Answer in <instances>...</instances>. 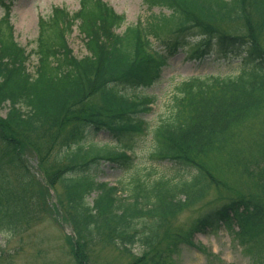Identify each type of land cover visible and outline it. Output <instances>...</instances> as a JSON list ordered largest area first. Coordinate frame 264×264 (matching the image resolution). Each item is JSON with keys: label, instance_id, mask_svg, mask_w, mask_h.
<instances>
[{"label": "trees", "instance_id": "trees-1", "mask_svg": "<svg viewBox=\"0 0 264 264\" xmlns=\"http://www.w3.org/2000/svg\"><path fill=\"white\" fill-rule=\"evenodd\" d=\"M80 3L71 18L61 8L41 18L36 48L29 52L16 41L9 12L0 22V111L8 108L0 116V222L16 233L37 219L39 205L44 207L24 153L28 146L39 154L45 148L44 162L57 148L54 168L49 173L43 168V175L50 186L61 184L58 203L76 235L88 238L78 234L76 264H85L80 252L86 241L113 246L126 258L124 264H172L183 246L196 247L197 233L220 224L237 225L244 250L252 255L248 264H262L264 0H145L150 10L159 7L169 14H154L142 30L132 25L123 32L118 30L125 16L107 2ZM74 20L80 22L88 52L81 58L66 38L64 22L70 29ZM234 22H247L251 31L217 26H236ZM163 30H170L165 37ZM151 35L163 51L154 48ZM195 35L203 40L187 53L190 59L213 48L247 66L235 77L182 82L172 94L170 113L151 129L153 156L186 168L189 178L146 180L136 174L129 192L97 182L103 162L132 164L121 149H132L134 137L148 128L140 114L151 110L153 97L124 90L151 88L168 60ZM33 55L38 62L31 72ZM101 130L111 136L110 142H82L86 132ZM214 189L233 195L210 206L189 227L171 226L185 208L203 202ZM93 192L97 194L89 204ZM169 224L172 229L163 235Z\"/></svg>", "mask_w": 264, "mask_h": 264}, {"label": "rangeland", "instance_id": "rangeland-1", "mask_svg": "<svg viewBox=\"0 0 264 264\" xmlns=\"http://www.w3.org/2000/svg\"><path fill=\"white\" fill-rule=\"evenodd\" d=\"M104 1L110 4L117 13L125 16L126 21L119 32H123L128 26L136 24L142 30V27L147 26V22L154 14L160 12L169 14L167 10L159 7L150 10L145 0ZM80 6V0H0V22L9 12V20L13 26L16 40L28 51H31L36 48L35 42L39 36L41 18L52 16L56 8L64 9L71 18L79 11ZM72 23L70 29H67L64 22L66 30H69L67 39L73 49V54L81 58L87 55L88 52L80 32V22L74 20ZM227 23L217 24V26L225 28L229 32L245 33L251 31V27L248 26L247 22L243 24L234 22L236 26ZM167 28L169 27L167 26ZM169 31L163 30L162 37H165ZM149 38L154 48L163 51V45L153 35ZM202 40L201 36L190 37L185 48L169 59L167 65L163 67L160 79L151 88L144 91L124 90L126 93H143V96L155 99L154 102L149 104L152 110L140 114L141 119L148 124V130L146 134L134 137L131 149L132 164L129 167H124L111 164V162H103L101 171L95 177L97 182H108L110 185L117 183L122 185L123 190L129 192L128 184L136 174L146 180H148V177H150L149 180H152L160 176L189 178L190 172L186 168H184L185 170L179 169L171 162L153 156L155 143L152 139L151 129L158 123L159 118H166L170 113L169 104H172V94L182 82L189 80L191 77H235L247 66V63L241 58L225 56L213 48L206 56L201 58L190 59L187 57V53L191 52L192 47L195 49L196 45ZM37 62V57L33 55L28 63L29 71H35ZM7 111L6 106L0 111V116L5 117ZM53 128L51 127V131H53ZM59 135H63V132ZM85 135L82 142L86 144L96 142L103 145L111 141V136L105 130L86 132ZM27 148L29 150L24 153L25 168L35 179L36 189L41 193V203L44 209L39 205L37 219L31 221L28 228L17 230L16 233L9 231L0 222V264H76L79 253L75 251V245L80 242L78 237L80 236L79 238H83L84 241L88 238L84 234H79L78 231L74 237L67 236L74 234L69 225L67 212L60 205L61 203H55V194L59 198L62 197V186L59 182L55 183L53 185L54 192L48 186L43 175V168L48 173L50 168H54L53 157L58 149L52 150L49 157L46 158L47 160L41 162V156L44 155L45 148L41 150L40 154L31 149L30 146ZM11 172L14 173V171ZM42 184L48 187L49 196L47 191L42 189ZM236 186L239 187L240 185ZM228 191L225 189L212 190L203 202L191 208H185L181 214L174 218L171 226L189 227L210 206L212 207L215 203L231 198L233 193ZM96 194L97 192H94L87 197L89 204H92ZM37 203H39V200H37ZM23 223L21 228L24 226ZM171 226L169 224L163 228V235L168 233L167 228L172 229ZM239 233L240 230L235 224L230 226L220 224L213 229H208L203 234H196L194 238L196 247L183 246L172 264H248L252 255L248 253V248H246L247 251L244 250ZM134 250L138 251V246H135ZM80 253L82 259L83 253L86 257L85 264L126 263V258L117 249L102 242L86 241L85 248ZM262 264H264V261H262Z\"/></svg>", "mask_w": 264, "mask_h": 264}]
</instances>
